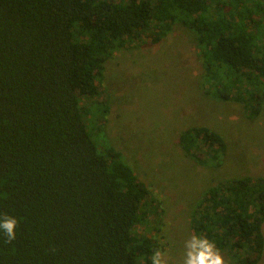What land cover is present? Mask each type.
I'll return each instance as SVG.
<instances>
[{
    "label": "trees",
    "instance_id": "16d2710c",
    "mask_svg": "<svg viewBox=\"0 0 264 264\" xmlns=\"http://www.w3.org/2000/svg\"><path fill=\"white\" fill-rule=\"evenodd\" d=\"M176 24L196 36L204 94L257 118L264 0H0V217L17 220L12 242L0 231V264H151L163 251L148 227L160 202L106 136L92 139L83 103L101 96L115 52ZM179 142L200 165L227 152L206 127ZM263 224V177L210 187L192 220L234 264L261 262Z\"/></svg>",
    "mask_w": 264,
    "mask_h": 264
},
{
    "label": "rangeland",
    "instance_id": "374dc122",
    "mask_svg": "<svg viewBox=\"0 0 264 264\" xmlns=\"http://www.w3.org/2000/svg\"><path fill=\"white\" fill-rule=\"evenodd\" d=\"M204 74L195 34L176 24L158 44L115 52L106 63L101 96L83 103L90 111L84 119L92 139L98 144L106 136L160 202L148 227L167 264H183L185 242L196 235L195 208L210 187L241 177L264 178V86L260 115L252 120L243 104L207 97ZM192 127L224 138L221 165H200L186 156L179 139ZM262 229L264 234V224Z\"/></svg>",
    "mask_w": 264,
    "mask_h": 264
},
{
    "label": "clouds",
    "instance_id": "9594fccd",
    "mask_svg": "<svg viewBox=\"0 0 264 264\" xmlns=\"http://www.w3.org/2000/svg\"><path fill=\"white\" fill-rule=\"evenodd\" d=\"M17 220L4 215L0 217V231L7 237V242L16 239ZM151 264H167L164 253L156 250L151 256ZM183 264H226L215 244L209 239L192 235L185 242V257Z\"/></svg>",
    "mask_w": 264,
    "mask_h": 264
}]
</instances>
